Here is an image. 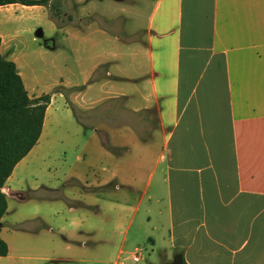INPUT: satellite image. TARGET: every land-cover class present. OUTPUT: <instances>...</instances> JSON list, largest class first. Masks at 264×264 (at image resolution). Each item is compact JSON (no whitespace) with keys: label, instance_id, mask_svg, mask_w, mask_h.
Here are the masks:
<instances>
[{"label":"crops","instance_id":"crops-1","mask_svg":"<svg viewBox=\"0 0 264 264\" xmlns=\"http://www.w3.org/2000/svg\"><path fill=\"white\" fill-rule=\"evenodd\" d=\"M71 2L60 22L44 5H0L1 55L30 97L50 93L37 142L1 188L0 264H165L177 253L264 264V0ZM55 101L74 108L72 172L50 197L39 192L57 182L30 163L59 127ZM62 195L76 227L60 239L57 210L38 202ZM10 199L25 204L20 217ZM88 213L99 226H78Z\"/></svg>","mask_w":264,"mask_h":264},{"label":"trees","instance_id":"trees-1","mask_svg":"<svg viewBox=\"0 0 264 264\" xmlns=\"http://www.w3.org/2000/svg\"><path fill=\"white\" fill-rule=\"evenodd\" d=\"M12 2L49 5V0H0V5ZM68 91L65 90L64 94ZM49 101L50 93L30 97L14 62L5 59L0 53V218L7 206L6 196L1 188L14 165L37 142ZM103 144L111 149L105 140ZM28 195L18 193L20 198ZM7 252V243L0 237V256Z\"/></svg>","mask_w":264,"mask_h":264},{"label":"rangeland","instance_id":"rangeland-1","mask_svg":"<svg viewBox=\"0 0 264 264\" xmlns=\"http://www.w3.org/2000/svg\"><path fill=\"white\" fill-rule=\"evenodd\" d=\"M48 9L50 14L54 16L58 22L72 19L71 0H49ZM30 13L39 15V13L33 11H30ZM42 60L44 61V59ZM39 62L41 63V60H39ZM52 107L56 108L59 114V122L57 125L59 126L58 128H60V130L57 128L55 130L56 132L53 131V137L42 145L41 154L37 158H33L30 163L34 169L40 170L39 178H41L43 182H57L58 189L42 190L39 192V194L50 197L54 195L58 196V194H60L59 190L62 187L61 183L64 181L66 176L72 172V111L71 109L69 110L64 108L62 104L58 103L57 101L54 102ZM59 131H65V135L67 136L60 140L56 139L55 136L60 133ZM67 183H72V180H68ZM9 203L12 210L9 213V217H20L21 212L23 209H25V204L17 202L13 199H10ZM38 203L43 207L45 212L50 211L53 207L58 212L59 219L56 221L58 224H55L54 222L49 224L53 228L52 233L58 235L60 239L62 238L61 234L69 237L72 234V228L76 227L72 224V211L69 208L72 206V200L62 195L61 198H58L53 204H51L52 206L47 201H39ZM29 206L33 207L31 204H29L28 207ZM93 216L94 215L90 213H88L87 216L83 215V222L77 221L78 226L81 228L89 227L90 224H93L94 228L99 226L100 220L96 217L93 218ZM57 228H61V230H58ZM86 235L87 234L85 233H78L76 236L77 243H79L81 240L87 239ZM18 242L19 239L17 238V240H14L13 245ZM147 248L148 247H144L143 245L138 247V255H147V252H149V249ZM139 263H141V261Z\"/></svg>","mask_w":264,"mask_h":264},{"label":"water","instance_id":"water-1","mask_svg":"<svg viewBox=\"0 0 264 264\" xmlns=\"http://www.w3.org/2000/svg\"><path fill=\"white\" fill-rule=\"evenodd\" d=\"M165 264H183L181 254L177 253L173 256L172 260Z\"/></svg>","mask_w":264,"mask_h":264},{"label":"built area","instance_id":"built-area-1","mask_svg":"<svg viewBox=\"0 0 264 264\" xmlns=\"http://www.w3.org/2000/svg\"><path fill=\"white\" fill-rule=\"evenodd\" d=\"M124 257H125L124 255H121L120 259H123ZM129 257L133 262H137V261H139L140 255H138L137 251H134V252L130 253Z\"/></svg>","mask_w":264,"mask_h":264}]
</instances>
